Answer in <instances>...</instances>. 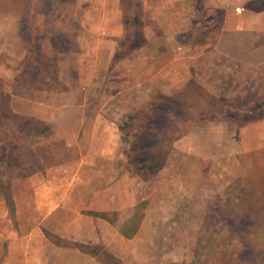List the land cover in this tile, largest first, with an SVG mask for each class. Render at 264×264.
<instances>
[{
  "label": "rangeland",
  "instance_id": "obj_1",
  "mask_svg": "<svg viewBox=\"0 0 264 264\" xmlns=\"http://www.w3.org/2000/svg\"><path fill=\"white\" fill-rule=\"evenodd\" d=\"M122 1L128 41L120 46V53L137 50L121 60L116 58L90 81L84 91L86 132L79 144L68 145L58 135L52 139L23 137L42 170L26 183L13 181L27 177L9 181L6 171L0 174L6 188L10 182L0 192L5 205L2 211L0 208V264L7 253L6 228L18 229L22 239L13 247L19 258L14 256L7 264H56L50 254L41 261L43 240L60 248L81 244L87 254L97 257L99 263L93 264H264V168L253 167L264 164V150L253 151L264 148V33L223 31L220 10L210 11L202 0ZM145 1L147 5H143ZM75 2L0 0V80L10 95L20 93L45 102L66 88L63 80H76L77 52L55 55L57 76L53 81L43 79L47 74L43 68L52 63L45 55L51 56L53 47H62L65 35L76 30V36L83 34L79 18L84 6ZM263 4L264 0L255 3L258 7ZM31 52L34 63L29 65L25 58ZM158 70L162 71L159 78L147 79ZM187 71L191 76L183 86L165 94L183 91L191 81L173 103L172 111L179 118L177 125L172 124L177 129L173 134L179 136L172 141L168 157L172 149L175 154L168 166L167 158L154 176L142 180L128 167L127 144L121 133L115 131L117 137L111 136V117L118 116V124L124 115L148 102L138 107L137 95L181 79ZM16 79L29 88L15 89ZM140 81L148 86L140 89ZM120 90L125 95L115 98ZM152 96L149 101L158 95ZM256 122H261L258 128L253 127ZM68 125L65 118L61 120V136ZM104 125L110 131L102 134ZM242 127H246L243 132ZM111 141L117 147L114 159L111 152L100 153L105 142ZM239 147L248 150L240 178L233 174L236 162L231 159L233 149ZM26 152L23 150V158ZM207 153L213 155L211 159H195ZM118 155L125 159L122 164ZM182 165L185 172L201 173L200 183L183 181L186 192L180 190L182 184L170 183ZM122 173L131 176V183L126 184L130 199L112 200L111 178ZM93 189L99 190L94 201L89 195ZM147 196L153 202L142 235L136 231L130 238L137 241L117 245L123 250L130 247L134 260L123 263L101 241L76 237L83 239L88 234L91 224L86 215L99 217L86 214L95 211L93 206L123 200L130 203L121 211L98 212H104L124 237L130 236L145 216L150 202ZM110 230L111 224L105 232L110 235Z\"/></svg>",
  "mask_w": 264,
  "mask_h": 264
},
{
  "label": "crops",
  "instance_id": "obj_2",
  "mask_svg": "<svg viewBox=\"0 0 264 264\" xmlns=\"http://www.w3.org/2000/svg\"><path fill=\"white\" fill-rule=\"evenodd\" d=\"M75 5H81L83 7V11L81 12L79 21L83 26V34L77 35V44L79 47V51L77 54V66H76V74H75V81L65 79L63 80L64 85L66 88L54 95L48 101H37L27 96H22L20 94H12L9 98V105L11 109L19 114L33 116L35 118L44 120L46 122H50L54 126L55 134L54 136H60L63 138L64 142L68 145H73L76 143L79 144V139L83 137L86 132L85 128V90L88 87L91 80L97 77L98 73H101L103 70L107 69L108 64L112 62L113 56L117 50L118 43L124 36V25H123V10L121 6V0H75ZM203 5L205 8H209L211 10H220L221 12V24L223 31H252L258 33H264V4L260 5L259 7L255 5L257 0H202ZM147 2H143V5H147ZM104 47H107L105 49ZM100 56H104L101 58ZM148 70L146 67L145 71ZM87 73V76L86 73ZM161 70L154 71L149 78V80L157 79L160 77ZM85 73V75H84ZM191 73L185 72L183 74V78L174 80L172 82H165L161 84L159 87H152L150 91H145L137 97H135V102L138 104V107L149 101L152 95H161V94H168L173 92L177 89H180L183 84L190 78ZM72 82V83H71ZM137 86L140 87H147L146 82H139ZM158 88V89H157ZM156 90L155 92H153ZM142 92V91H141ZM153 94L151 95V93ZM125 91L120 90L115 93L113 96L115 98L123 97ZM121 95V96H120ZM153 97V96H152ZM66 119V122L69 123L68 127L61 134V120ZM76 119V123H72L73 120ZM97 118V116H96ZM104 120H109V117L102 116ZM116 118L111 117V136L113 138L117 137L114 133L115 131L118 132ZM72 121V122H70ZM264 122V121H261ZM261 122H256L253 124V127L258 128L261 125ZM246 130V127H242L240 130L241 132ZM104 130L110 131V126L104 125L101 129V133L105 134ZM103 136V135H102ZM108 140V138H107ZM107 145L100 150V153L104 156L111 152V159H114L113 152H116L117 147L116 144L105 142ZM257 151L258 149L264 148H255ZM173 155L175 154L174 149ZM233 158L236 162L235 172L233 174L236 177L243 175V157L248 154L246 151L240 147L238 149H233ZM187 151V150H186ZM178 153V152H177ZM176 153V154H177ZM172 154L168 157L167 166L172 158ZM213 155L207 153L206 155H198L197 160L201 161V157L203 159H211ZM121 157V158H120ZM117 159H119L120 163L125 160L124 157L118 155ZM114 160H111V168L113 169ZM222 162V161H221ZM84 163V162H82ZM80 163L81 167H84V164ZM224 163V162H222ZM222 166V164L220 163ZM166 166V167H167ZM224 166V165H223ZM165 167V168H166ZM254 168H264V164L259 165L256 164L253 166ZM259 172H263L259 170ZM257 173V172H256ZM116 175V173H114ZM36 175H31L25 179H15V181H25L29 182L34 179ZM233 176V175H232ZM185 179L191 180V182L200 183L201 182V173H193V172H185L184 166L182 165L181 171H179V175L175 177L170 183L174 184H184L183 181ZM46 180V178H44ZM241 180V179H240ZM50 181V180H47ZM242 181V180H241ZM131 183V176L127 173H122L115 178H111V199L116 200L117 198H129L131 191L126 184ZM256 183V182H255ZM258 184H261V181L258 179ZM122 185H125L122 189ZM184 186V185H183ZM182 186V187H183ZM179 188V185L175 188ZM128 188V190L126 189ZM39 190V189H38ZM94 190V189H93ZM91 192L90 197L92 200H96L99 196V190H94ZM181 191L186 192L187 188L184 186L180 188ZM162 199L165 197L161 195ZM149 199V204L147 209L145 210V216L143 217L139 229H137L136 234H141L144 226L147 225L149 222V214L151 213V203L152 197L147 196ZM127 200H123L122 203H115L109 202L107 205L102 206H93L92 208L95 211H121L129 205L126 203ZM3 199L0 198V208L1 211L4 208ZM163 211V210H161ZM51 210L45 212L46 214L50 213ZM87 214V213H86ZM91 216V215H90ZM87 219L86 221L89 222V227L87 228V236L84 238H80L81 236H76L80 241L82 240H89V241H101L105 244L107 250L110 251L116 258L120 259L123 263L129 262V258L134 260V254L131 248L129 247L127 250H123V247H117V245L127 244L130 246L129 243H133L135 240L134 238H126L124 237L119 230L115 228V226L103 219L101 217H89L85 216ZM111 224V233L108 235L105 232ZM109 225V226H108ZM8 227V225H7ZM32 230V229H31ZM30 232V231H29ZM142 235V234H141ZM26 237H30V233L26 235ZM7 240V253L3 258L2 264H7L10 259L14 256L15 258H19V254L13 250V247L22 240L19 237L18 229H9L6 228L4 238ZM51 243V242H50ZM47 240H43V247L41 248V253L39 257H42V260H45L46 256L50 254V260L56 262V264H76V260L78 259V264H93L94 261L99 263L96 256L87 254L86 252L80 250L79 248H60L53 243L50 244ZM50 252V253H49ZM23 254L21 253V256ZM53 258V259H51ZM47 260V259H46ZM128 260V261H127ZM40 263V261L38 262ZM63 263V264H64ZM95 263V264H96Z\"/></svg>",
  "mask_w": 264,
  "mask_h": 264
},
{
  "label": "trees",
  "instance_id": "obj_3",
  "mask_svg": "<svg viewBox=\"0 0 264 264\" xmlns=\"http://www.w3.org/2000/svg\"><path fill=\"white\" fill-rule=\"evenodd\" d=\"M121 6L124 11L125 3L122 0ZM76 32L70 36L65 35L62 41L63 46L53 47L51 56L45 55V58L51 59L52 63L48 67L43 68L45 73H47L43 78L44 80L50 79V81H53L57 76V60L55 55L79 51ZM125 41L127 42L128 39L123 36L118 43V48L111 64L115 62L116 58L117 60H121L129 56L126 53L137 50V48H128L125 52L120 53V46H126ZM25 61L29 65L34 63L32 52L27 55ZM17 79L14 84L15 89L25 90L29 88V86H24ZM190 83L191 81L184 87L183 91L188 89ZM183 91H179L171 96L158 95L133 113L124 115L117 124L118 131L127 144L125 158L128 167L132 168L135 176L142 180H148L164 166L172 141L178 139L179 135L175 136L173 134L177 129L173 128L172 124L177 125L179 118L172 111V108L173 103L175 100H178ZM9 98L10 93L5 91L3 82L0 80V174L6 171L9 175V181H11L15 178L31 176L42 170L40 160L36 157L31 147L22 141L23 137L36 136L52 139L55 130L53 124L50 122L14 112L9 105ZM23 150L27 151L24 158L22 155ZM9 186L10 182H8L6 188L2 184V181H0V192L4 193ZM7 204L10 203L7 202ZM87 214L99 216L110 221L105 217L104 212L89 211ZM136 231L137 227H134L130 236L126 237H132ZM73 246L86 252V250L82 249L83 245L81 244H73ZM73 246L65 245V247Z\"/></svg>",
  "mask_w": 264,
  "mask_h": 264
}]
</instances>
